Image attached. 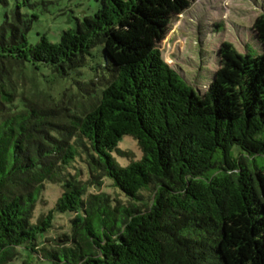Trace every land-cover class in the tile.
Listing matches in <instances>:
<instances>
[{"label":"trees","instance_id":"1","mask_svg":"<svg viewBox=\"0 0 264 264\" xmlns=\"http://www.w3.org/2000/svg\"><path fill=\"white\" fill-rule=\"evenodd\" d=\"M193 1L99 0L58 43L0 25V69L45 82L25 109L4 91L0 264H18L20 249L48 264H264V170L248 160L264 154V11L252 25L261 52L223 42L197 94L158 46ZM125 135L141 157L121 166L112 152ZM48 182L60 194L33 220Z\"/></svg>","mask_w":264,"mask_h":264},{"label":"rangeland","instance_id":"2","mask_svg":"<svg viewBox=\"0 0 264 264\" xmlns=\"http://www.w3.org/2000/svg\"><path fill=\"white\" fill-rule=\"evenodd\" d=\"M99 5V0H0V25L7 21L22 28L28 26L26 36L31 45L36 44L40 36L58 43L64 30L73 29L78 20L93 15ZM262 11L264 0H194L186 10L172 19L168 34L158 44L161 56L197 94H201L220 65L218 51L223 42L231 43L241 54L249 49L261 52L262 46L256 39L252 25ZM101 62L97 53L89 60L90 65ZM5 68L0 69V113L4 106L10 105L4 102L10 98L9 95H14V101L19 100L18 105H23V109L26 108L27 100L40 99L45 82L38 71L34 84L27 67H18L6 61ZM71 73L69 79L73 81H80L84 75L83 72L77 74L78 70ZM69 79L62 85L70 86L73 81ZM72 85L76 86L74 83ZM4 91L9 95L4 94ZM234 155H238L236 148ZM112 156L119 165L126 166L130 159L141 157V150L133 137L125 135L118 141L117 150L112 152ZM248 160L252 168L255 165L264 170V154ZM110 181V178H106L105 190L125 200L119 190L110 185ZM60 191L58 184H46L45 203L37 204L33 220L40 211L53 206ZM69 217L70 212L56 216L58 228L55 233L68 229ZM54 232L51 237H56ZM20 251L19 260L15 261L18 264H48L26 249Z\"/></svg>","mask_w":264,"mask_h":264}]
</instances>
